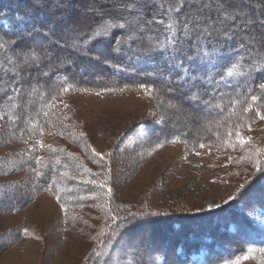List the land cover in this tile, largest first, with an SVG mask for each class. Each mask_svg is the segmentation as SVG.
Instances as JSON below:
<instances>
[{"label": "trees", "instance_id": "1", "mask_svg": "<svg viewBox=\"0 0 264 264\" xmlns=\"http://www.w3.org/2000/svg\"><path fill=\"white\" fill-rule=\"evenodd\" d=\"M125 2L127 0H0L2 142L39 139L60 117L63 110L59 100L86 87L115 91L149 86L162 93L167 102L172 101L171 93L179 91L181 94L174 99L183 108L188 102L185 97L196 93L200 99L188 104L190 110L197 111L196 116L208 118L210 124L206 136L209 143L233 142L242 128L264 116V90L258 88V84L264 82V70H256L264 69V57L257 61L255 68H250L252 58L248 55L250 50L264 52L259 43L264 29L258 24L264 19V0H233L241 14L251 16L257 26L247 29L237 26L228 35L213 33L202 40L203 51L209 54L207 60L196 58L199 50L190 46L197 43L194 36L184 38L189 45L187 56L194 59L181 56L179 67L170 62L168 52L157 47L168 35L169 17L165 12L168 7L175 6L173 0H150L147 12L142 8L143 0H135L128 3L133 9L131 14L123 9ZM249 6L253 11L247 9ZM141 13L149 20L155 16L163 22L145 26L139 22ZM178 15L181 14H173L174 17ZM118 16L124 19H115ZM120 22L126 23L125 29L112 30L108 39L95 38V32L102 31L105 24ZM216 27L220 26L217 24ZM122 37L127 43L116 44ZM36 42H43L54 53L51 63L42 65L48 75L29 69L22 73L23 81L18 77L13 79L19 54L18 50H13V44L18 49ZM73 44L77 47H72ZM241 44L245 45L243 49ZM113 47H119L121 51L113 53ZM230 62L238 63L236 74L225 75L223 83H216ZM181 75L195 77L191 88L177 87ZM209 78H212L211 83ZM12 86H16L15 92ZM253 95L258 97L256 101L251 99ZM203 100H208L210 105H204ZM203 108H212L213 115L207 116L209 114L203 113ZM170 134L168 126L162 138ZM154 135L149 132L141 138L137 132L132 143L135 147L144 139L149 148L161 140V136L157 135L158 140ZM175 135L185 138L180 133ZM36 150L32 148L20 157L13 155L8 165L0 162V173L2 170H30L34 178L28 183L21 180L1 183L0 212L23 207L41 191L54 193L67 210L89 204L104 205L102 209L113 212L114 219L88 264H196L191 261V256L201 249L206 250L204 264H218L234 261L249 246L262 244L257 230L249 225L242 210L239 211L245 207V201L241 205L238 202L237 208H234L235 203H230L203 217L169 215L158 210L137 211L139 209L118 216L117 211L127 209L124 206L119 209L118 204L111 203L104 179L96 177L81 157L60 154L59 149H54L55 153L45 150L41 156ZM85 155L90 157L91 154L85 151ZM260 169H264V165ZM262 192L264 195V171L241 189L239 197L244 199L247 194L249 198L250 194ZM259 203L264 205V197ZM231 225L233 231L229 228ZM124 243L131 244L130 247L139 253L130 255L122 247L115 262L105 263Z\"/></svg>", "mask_w": 264, "mask_h": 264}, {"label": "rangeland", "instance_id": "2", "mask_svg": "<svg viewBox=\"0 0 264 264\" xmlns=\"http://www.w3.org/2000/svg\"><path fill=\"white\" fill-rule=\"evenodd\" d=\"M247 9L253 11L252 6ZM179 94L174 91L172 101L167 102L162 93L149 86L115 91L79 88L59 100L63 110L60 117L39 139L0 140V162L8 165L13 155L23 156L32 148L41 156L45 150L54 149L77 155L96 177L104 179L111 203L127 209L117 211L118 216L139 209L203 217L230 203L237 208L238 202L241 205L245 201L239 211L257 230L262 244L249 246L234 261L218 264H264V205L259 203L263 192L239 197L264 165V119L242 128L233 142L209 143L208 118L196 116L189 101L185 108L177 105L174 98ZM202 112L213 115L212 108ZM168 126L173 135L163 139ZM137 132L141 138L150 132L161 140L147 148L141 139L134 147ZM32 174L30 170H2L0 184L28 183L34 180ZM103 206L89 204L67 210L54 193L41 191L23 207L0 212V264H88L114 219V213L103 210ZM229 228L233 231L232 225ZM130 246L124 243L105 263L115 262L122 247L130 255L139 253ZM205 254L201 249L191 261L204 264Z\"/></svg>", "mask_w": 264, "mask_h": 264}, {"label": "snow or ice", "instance_id": "3", "mask_svg": "<svg viewBox=\"0 0 264 264\" xmlns=\"http://www.w3.org/2000/svg\"><path fill=\"white\" fill-rule=\"evenodd\" d=\"M135 2V0H127L123 4V9L128 13L131 14L133 9L128 7V3ZM173 4L175 6L168 7L165 15L169 17V22L167 24L168 35L166 36L164 41L158 43L157 47L160 50H164L168 52L171 57V63L175 66H181L182 61L179 59L181 56H187L188 51V41L184 38L186 37H195L197 43L190 45L192 48H196L199 51L197 52V57L201 61L209 59V54L203 51L202 48V40L208 39V37L212 36L213 33L216 34H223L228 35L229 32L239 26L243 28H254L257 26V21L253 19L251 16L246 14H241V9L233 2V0H173ZM142 8L145 12L150 8V0H143ZM181 10H183L181 12ZM173 14H181L178 16H173ZM141 19L139 20L140 23L144 24L145 26H152L154 22L162 23L163 20H156L154 16L152 20L147 19L143 13L140 14ZM117 20H123V16L115 17ZM226 22H230L227 23ZM238 22V23H237ZM220 27H216V25ZM259 27L264 29V19L259 20L258 22ZM211 25L212 30L209 31V26ZM126 23H107L103 26L102 31L95 32V38L98 39H108L111 37L112 30L114 29H125ZM223 30V31H222ZM260 41L261 48L264 49V32L260 33ZM127 43V39L121 38V40H117L115 43L119 44L121 42ZM0 47H3L0 44ZM72 47H77L76 44H73ZM245 47L244 44L240 45V48L243 49ZM13 50H18L19 54L16 56V74L13 76V79L17 77L23 81L22 73L28 71L29 69H37L42 72L44 76H47L48 73L43 71L42 65L46 63H51L54 58V53L49 51L48 46L43 42L34 43L28 45L23 48H18L17 45L13 44ZM121 49L119 47H113L112 52H120ZM202 53V55H201ZM248 55L252 58V64L250 68H255L257 61L264 57V52H256L253 53L251 50L249 51ZM189 60L194 59L192 56H187ZM242 59V58H240ZM239 65L235 62H230L229 66L223 70L222 74L220 75L219 81L216 83H223L225 81V75L228 77H232L236 74V70L238 69ZM256 70H264V69H256ZM187 72V70H185ZM240 75L244 76L245 73H240ZM195 77H187L186 75H181L178 77L177 80V87H187L191 88L192 84L191 81L194 80ZM180 82H183L181 84ZM209 83L212 82V78H209ZM14 92L16 91V86H12ZM22 89V84H21ZM258 88L260 90H264V82L258 84ZM172 89H169L171 91ZM186 100L190 102H196L200 99V97L193 93L185 97ZM253 101L258 99L257 96H251ZM202 103L206 106L210 105L208 100H203ZM175 106V105H173ZM249 111L251 109H248ZM264 119V116L260 117ZM250 139V138H246ZM43 146V145H41ZM203 147V145H201ZM258 171H264V169L258 168ZM243 187V186H241ZM233 199V197H230ZM249 251H252L250 248ZM264 251V249H261ZM247 258V257H245ZM238 264V262H237Z\"/></svg>", "mask_w": 264, "mask_h": 264}]
</instances>
